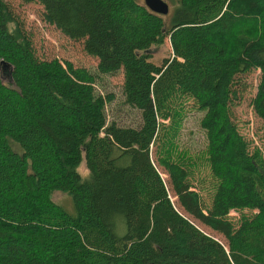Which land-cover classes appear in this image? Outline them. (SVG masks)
I'll list each match as a JSON object with an SVG mask.
<instances>
[{
    "label": "trees",
    "instance_id": "obj_1",
    "mask_svg": "<svg viewBox=\"0 0 264 264\" xmlns=\"http://www.w3.org/2000/svg\"><path fill=\"white\" fill-rule=\"evenodd\" d=\"M37 1L98 71L123 68L142 122L108 121L114 94L96 73L38 56L0 0V264H264V154L233 116L239 75L260 68L253 105L264 119V0H168L169 14L140 0ZM166 37L173 54L156 63L146 49ZM188 97L204 112L211 205L174 141ZM244 208L256 211L229 217Z\"/></svg>",
    "mask_w": 264,
    "mask_h": 264
},
{
    "label": "rangeland",
    "instance_id": "obj_2",
    "mask_svg": "<svg viewBox=\"0 0 264 264\" xmlns=\"http://www.w3.org/2000/svg\"><path fill=\"white\" fill-rule=\"evenodd\" d=\"M140 1L146 4L145 0ZM6 2L19 20L23 31L31 38L38 56L48 59L58 58L63 62L71 60L75 65L85 66L96 73V88L105 95L108 93L114 94V98L108 101L106 105L108 121L116 120L123 125H140L142 122L141 110L125 101L123 68L115 73L98 71L99 59L85 50L84 40L71 38L55 24L49 22L44 15L45 7L40 1L6 0ZM170 8L169 13L173 10L171 3ZM146 51L152 54V60L156 63H161L165 57L173 54L168 37L165 38L163 44H154ZM5 76L4 79L7 81L8 78ZM260 77V68H254L239 75L233 116L240 132L249 141V147L252 149L257 146L261 148L264 154V119L256 113L253 105V98L257 92ZM203 113V110L199 108L192 97L185 99L174 141L177 144L178 152H186V158L193 162L191 181L201 192L205 203L211 205L216 178L207 162L206 147L208 141L206 131L201 125ZM152 149V156L156 158V145H153ZM79 169L83 175L89 173L85 159L82 160ZM159 169L168 180L169 177L164 171L165 169L160 165ZM53 198L66 209L73 210V200L68 192L56 190L53 192ZM173 198L177 200L176 197ZM255 211L256 209L248 208L232 209L229 212V217L234 221H238L242 214L250 215ZM199 225L217 239L226 241V237L221 232L213 230L201 222H199Z\"/></svg>",
    "mask_w": 264,
    "mask_h": 264
},
{
    "label": "water",
    "instance_id": "obj_3",
    "mask_svg": "<svg viewBox=\"0 0 264 264\" xmlns=\"http://www.w3.org/2000/svg\"><path fill=\"white\" fill-rule=\"evenodd\" d=\"M150 9L160 14H167L170 11V3L168 0H145Z\"/></svg>",
    "mask_w": 264,
    "mask_h": 264
}]
</instances>
